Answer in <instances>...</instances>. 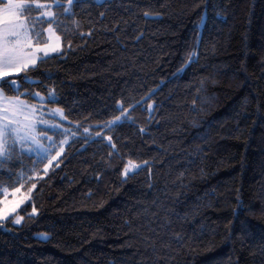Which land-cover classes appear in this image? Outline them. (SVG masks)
<instances>
[{
    "label": "trees",
    "instance_id": "1",
    "mask_svg": "<svg viewBox=\"0 0 264 264\" xmlns=\"http://www.w3.org/2000/svg\"><path fill=\"white\" fill-rule=\"evenodd\" d=\"M25 2L62 50L0 90L101 136L0 220V264H264V0ZM33 161L11 152L0 191Z\"/></svg>",
    "mask_w": 264,
    "mask_h": 264
},
{
    "label": "rangeland",
    "instance_id": "2",
    "mask_svg": "<svg viewBox=\"0 0 264 264\" xmlns=\"http://www.w3.org/2000/svg\"><path fill=\"white\" fill-rule=\"evenodd\" d=\"M96 1L101 3L105 0ZM12 2L18 3L19 0H12ZM27 2H25L26 6L29 5ZM0 3L2 4L0 5V41H7V46L9 48H15L22 59L29 63V67L27 68L29 69L33 67L30 63L32 59L30 54L34 52L36 47H44L49 36L52 37V43H57L56 38L59 36L52 27H46L44 25L45 22H50L54 18L55 12L51 11L50 8H41L37 6L42 4H32L36 7L25 12L23 8L6 9L5 5L9 3V0H3V2ZM20 24H23L25 27L19 28L18 25ZM33 29L35 32L41 33L39 44L37 43V38L34 35ZM13 31L21 33L26 31L27 34L16 37L10 34ZM17 40H19V43H16ZM58 43L60 45V51L50 53L48 57L61 52L62 42L60 38ZM39 61L40 60H37L35 65H37ZM24 70L26 69H21L19 71L12 69L10 75L5 77V79L19 76ZM16 83L18 84L17 81ZM37 99L41 103L47 101V97L44 95H37ZM20 101L23 102L22 106L19 105ZM17 106H19L18 111L16 110ZM4 108L9 110V119L17 121L14 126L20 129V135L27 133L29 136H34L35 140L38 142L34 143L31 140L21 141L16 138L15 147L11 149V152L17 153L18 155L23 153L27 156H32L35 158V161L31 162L29 166L27 165L25 170L14 176L13 178H15V180L10 179V185L3 188V190L6 189V195L1 198L3 205H0V207L6 205L8 210L15 208V212L9 215L8 218H10L18 214L31 201L32 195L29 189H31L32 192L34 190L31 181L39 177H44L50 172L53 164L58 160L60 155H62L63 147L66 144L73 138L81 136V132L91 137H99L101 135L98 132L95 133L94 130H98L94 128V126L82 127L71 125L59 111L53 112L46 104H30L22 98H10L0 90V115L3 114ZM13 111H16L15 116L12 115ZM122 118L123 116L119 118V122L122 121ZM41 121H44V123H41ZM32 125H35L34 130L31 128ZM113 125L114 123L111 124V126ZM41 130H44V132H41ZM7 139L8 144H12L13 138L8 137ZM37 147L40 149L39 153L35 150ZM44 150H47V159H42ZM23 160L22 158V161ZM140 167V165L131 164L128 167V174L133 173ZM17 189H19V191H17ZM42 237H46V235H42Z\"/></svg>",
    "mask_w": 264,
    "mask_h": 264
},
{
    "label": "snow or ice",
    "instance_id": "3",
    "mask_svg": "<svg viewBox=\"0 0 264 264\" xmlns=\"http://www.w3.org/2000/svg\"><path fill=\"white\" fill-rule=\"evenodd\" d=\"M0 2H3V0H0ZM69 5H71L72 0H68ZM38 7H44V5H37ZM31 5H25V0H19L18 3H13L12 0H9V3L5 5L6 9H13V8H23L25 12L31 10ZM19 28H24L25 26L23 24L18 25ZM34 35L37 38V43H40V36L41 33L35 32L33 29ZM12 36L20 37L21 35H26L27 32L25 31L24 33L18 32V31H13L10 33ZM57 43H52V37H48V41L45 42L44 47H36L34 52H32L30 55L32 56V59L30 60L31 65L34 67L37 60H42L44 58H47L50 53H56L60 51V45L58 43L59 37L56 38ZM16 43H19V40L16 41ZM8 42L7 41H0V81L3 83H0V88L4 86V84H7V86L13 90V91H19L20 86L16 83L15 80L8 79L5 80V77H8L11 73L12 69H16L17 71L21 69H27L29 67V63L24 61L22 57L18 54L15 48H9L7 46ZM31 46V45H29ZM35 95H39L38 93ZM50 100L54 99L53 96L49 97ZM19 105L22 106L23 102L20 101ZM16 110H19V106H17ZM8 109L4 108L3 109V114L0 115V164L5 163L11 155V149L15 147L16 143V138H18L21 141L25 140H31L34 143H38L35 140L34 136H29L27 133L24 135H20V129L15 127L14 125L17 123L15 120H10L8 116ZM16 111L12 112V115L15 116ZM119 118H117V121H114L113 123H118ZM41 123H44V121H41ZM32 130H34L35 125L31 126ZM8 137H12V144H8ZM38 153L40 152L39 147L35 149ZM42 159H47V150H44V153L42 154ZM128 168L124 169L123 174L125 176L128 175ZM34 188L35 185H32ZM19 191V189H17ZM31 189H29V192ZM6 195V189L3 191H0V196H5ZM30 199V196H29ZM0 205H3V201L0 200ZM15 212V208L8 210L7 206L4 205L3 207H0V220H5L8 219L9 215L11 213ZM36 212V208L33 205L32 206V213ZM23 220L22 216H13L12 221L15 224H20L21 221ZM46 239V237H45Z\"/></svg>",
    "mask_w": 264,
    "mask_h": 264
}]
</instances>
